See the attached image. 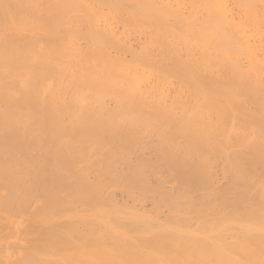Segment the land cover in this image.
<instances>
[{
  "label": "bare ground",
  "instance_id": "bare-ground-1",
  "mask_svg": "<svg viewBox=\"0 0 264 264\" xmlns=\"http://www.w3.org/2000/svg\"><path fill=\"white\" fill-rule=\"evenodd\" d=\"M6 210L0 264H264V0H0Z\"/></svg>",
  "mask_w": 264,
  "mask_h": 264
},
{
  "label": "rangeland",
  "instance_id": "rangeland-1",
  "mask_svg": "<svg viewBox=\"0 0 264 264\" xmlns=\"http://www.w3.org/2000/svg\"><path fill=\"white\" fill-rule=\"evenodd\" d=\"M149 155H152V154H149ZM26 176H27V173H26ZM29 176V175H28ZM27 176V177H28ZM153 178L151 179V181L153 182ZM167 185L168 186H171L172 185V182H168L167 183ZM119 196V195H118ZM118 196H116L117 198H118ZM122 199H121V198ZM118 200H120V201H122V200H124V201H127V199H125L124 197H122V196H119V198H118ZM128 202H129V200H128ZM130 202H132V199H130ZM135 204V203H134ZM34 207V208H33ZM31 208H33V210H35V205L34 204H32V206H31ZM30 208V209H31ZM31 211H32V209H31ZM2 213V214H1ZM9 213L11 214V212L9 211H0V237H1V239L2 240H5L6 242L7 241H11L12 240V236L10 235V234H12L11 232V230H12V225L10 224V220H9ZM6 214V215H5ZM3 215H5V216H3ZM3 217V219H2V217ZM19 216H22L21 218H23V216H25L24 214H22V215H19ZM8 217V218H7ZM7 225V226H6ZM2 229V230H1ZM10 230V231H9ZM2 232V233H1ZM7 232V233H6ZM8 234V235H7ZM10 235V237H11V239H10V237L9 238H7L8 236ZM5 238V239H4ZM0 248H1V245H0ZM8 250H9V252H10V250H12L11 249V247H8Z\"/></svg>",
  "mask_w": 264,
  "mask_h": 264
}]
</instances>
